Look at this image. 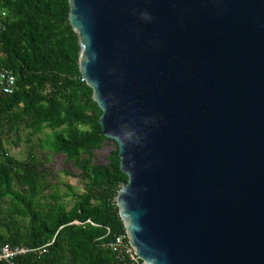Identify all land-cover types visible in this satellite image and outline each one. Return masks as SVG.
Masks as SVG:
<instances>
[{"label":"water","instance_id":"95a60500","mask_svg":"<svg viewBox=\"0 0 264 264\" xmlns=\"http://www.w3.org/2000/svg\"><path fill=\"white\" fill-rule=\"evenodd\" d=\"M144 264H264V0H68Z\"/></svg>","mask_w":264,"mask_h":264},{"label":"trees","instance_id":"16d2710c","mask_svg":"<svg viewBox=\"0 0 264 264\" xmlns=\"http://www.w3.org/2000/svg\"><path fill=\"white\" fill-rule=\"evenodd\" d=\"M0 11V65L16 79L12 93L0 92V249H32L0 264H142L116 257L110 246L118 236L128 244L115 201L128 178L79 71L68 0H0ZM25 130L44 134L38 147L45 158L33 145L23 159L9 154L6 142L14 136L18 147ZM104 146L109 153L98 157ZM52 155L71 164L75 171L64 172L80 181V191L65 184L62 195L50 184Z\"/></svg>","mask_w":264,"mask_h":264},{"label":"rangeland","instance_id":"374dc122","mask_svg":"<svg viewBox=\"0 0 264 264\" xmlns=\"http://www.w3.org/2000/svg\"><path fill=\"white\" fill-rule=\"evenodd\" d=\"M47 130H45L46 132ZM28 131H21V142L18 147H15L12 144V141L14 140V136H11L10 139L6 142L5 146L8 150L9 154L14 156L17 159H23L29 148L33 145V148L35 149V153L40 158H45L43 151L38 147V140L40 137H44L43 133L36 134L34 136H28ZM111 147L110 146H104V148L99 153L98 157H104L106 156ZM46 161L47 168V178L50 184H57V189L59 190V193L64 195L67 192V189L65 187V184H70L76 191H80L81 189V183L78 179L67 176L64 172V169L72 170L73 167L71 164H67L65 162V159L61 155L57 156H50L48 157ZM52 191V187L49 188L46 193H49ZM45 193V194H46ZM68 197H65V200H68Z\"/></svg>","mask_w":264,"mask_h":264},{"label":"built area","instance_id":"2783aa9c","mask_svg":"<svg viewBox=\"0 0 264 264\" xmlns=\"http://www.w3.org/2000/svg\"><path fill=\"white\" fill-rule=\"evenodd\" d=\"M0 14L2 16L5 15L4 11H0ZM1 56V54H0ZM16 79L14 74L11 70L2 67L0 65V92L5 94L12 93L16 88ZM107 232H109V229H107ZM126 236V235H125ZM113 251L116 253V257L123 258L124 255H128L133 261L140 260L133 252V249L128 244H125L123 241V236H118L115 238L114 241L110 244ZM29 251H32V249H29L24 246H3L0 249V261H6L10 262V260L18 255H23L28 253ZM142 261V260H141ZM142 264L144 262L142 261Z\"/></svg>","mask_w":264,"mask_h":264}]
</instances>
